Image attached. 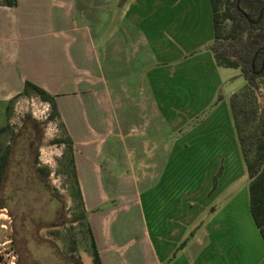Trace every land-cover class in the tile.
Returning a JSON list of instances; mask_svg holds the SVG:
<instances>
[{"label":"crops","instance_id":"crops-1","mask_svg":"<svg viewBox=\"0 0 264 264\" xmlns=\"http://www.w3.org/2000/svg\"><path fill=\"white\" fill-rule=\"evenodd\" d=\"M119 3L0 4L6 115L27 82L55 96L102 264H264L247 199L223 210L216 202L244 162L227 105L237 77L211 53L210 0ZM198 175L207 182L202 206Z\"/></svg>","mask_w":264,"mask_h":264},{"label":"rangeland","instance_id":"rangeland-1","mask_svg":"<svg viewBox=\"0 0 264 264\" xmlns=\"http://www.w3.org/2000/svg\"><path fill=\"white\" fill-rule=\"evenodd\" d=\"M1 2L3 1L0 0ZM155 69L156 67L149 68L153 80ZM230 71L237 78H233L229 86L238 92L246 82L239 69ZM227 92L224 88L223 93ZM259 94L264 106V86ZM216 105L206 106L193 119L192 124L203 122L213 113ZM227 105L230 111L229 99ZM7 109L6 115V105L0 104V128L6 124L11 126V131L3 139L4 144L10 143L11 132L21 134L25 131L24 121H30L27 116H31L30 124L35 136L27 145L26 152L24 150L26 158L18 157L22 168L18 167L16 171L23 176L18 173L12 177L5 189L4 202L7 207L0 210V264H93L86 221L70 223L72 218L79 216L82 207L69 165L68 148L52 143L63 135L60 118L50 120L48 115L52 111L51 104L43 102L32 90L13 99ZM136 123L140 125L142 121L138 120ZM109 147L110 143H107L104 150L107 151ZM36 167L46 169L49 173L48 177L43 178L47 184L45 187L35 185L30 177L24 176L35 174ZM243 168V176L216 201L222 210L238 195L239 199L245 197L249 206V176L245 165ZM189 177L191 176H182V184H186ZM206 183L205 176L196 177L197 205L207 203L202 195ZM20 189L23 191H19ZM208 213L202 215L203 220L213 215L210 211ZM235 213L241 214L239 209Z\"/></svg>","mask_w":264,"mask_h":264},{"label":"trees","instance_id":"trees-1","mask_svg":"<svg viewBox=\"0 0 264 264\" xmlns=\"http://www.w3.org/2000/svg\"><path fill=\"white\" fill-rule=\"evenodd\" d=\"M2 1L0 4L9 7H15L17 4V0ZM124 2L125 0H120L119 4L122 5ZM210 2L214 26L211 53L219 67L239 69L246 82L241 90L230 97L229 106L241 157L249 176L250 214L264 241V106L260 102L259 94L264 86V0H210ZM30 90L34 91L43 102L51 104L50 120L60 118L55 96L29 82L25 84L22 94H28ZM218 99L221 100L222 96ZM27 119L30 121H24V125L25 131L29 132L23 131L21 134L11 132L8 144H4L3 139L11 131V126L6 124L0 128V210L7 207L4 196L8 181L18 173L22 175L21 172L16 171V168H22L18 157L26 158L24 150L26 152L27 145L35 136L34 128L30 124L31 116H27ZM62 131V138L53 140L52 143L65 145L68 148L69 165L82 207V212L72 218L70 223L86 221L91 240L92 263L102 264L78 182L74 143L63 124ZM35 169L36 173L32 176L28 174L24 176L30 177L35 185L45 187L47 184L43 178L48 177L49 173L41 167ZM217 178L218 175L214 178V186Z\"/></svg>","mask_w":264,"mask_h":264},{"label":"built area","instance_id":"built-area-1","mask_svg":"<svg viewBox=\"0 0 264 264\" xmlns=\"http://www.w3.org/2000/svg\"><path fill=\"white\" fill-rule=\"evenodd\" d=\"M48 116H49V115H48ZM48 116H47V117H48ZM47 117H46V118H47Z\"/></svg>","mask_w":264,"mask_h":264}]
</instances>
